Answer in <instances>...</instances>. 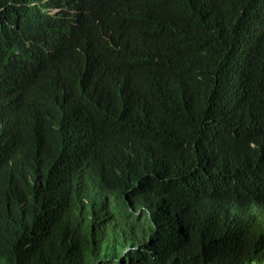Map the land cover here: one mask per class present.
<instances>
[{
	"label": "trees",
	"instance_id": "1",
	"mask_svg": "<svg viewBox=\"0 0 264 264\" xmlns=\"http://www.w3.org/2000/svg\"><path fill=\"white\" fill-rule=\"evenodd\" d=\"M39 151L9 264H264V0H0V170ZM93 190L121 215L56 256Z\"/></svg>",
	"mask_w": 264,
	"mask_h": 264
},
{
	"label": "clouds",
	"instance_id": "2",
	"mask_svg": "<svg viewBox=\"0 0 264 264\" xmlns=\"http://www.w3.org/2000/svg\"><path fill=\"white\" fill-rule=\"evenodd\" d=\"M59 147V150L55 152V158L64 154L63 163H66L70 148L66 145ZM40 153V151L30 152L29 156L26 153L11 155L0 170V264H9L5 260L9 259L8 254L18 259L24 257L25 252L41 236L37 217L27 210L26 202L21 201L20 197L16 198L15 192L16 186L30 183L31 187V182H37V179L41 177L40 167L45 162L54 159L48 157L49 153L40 157ZM27 169L32 170L29 176L23 173V170ZM4 174H9L8 176L11 177L2 178ZM29 192L30 188L28 192L24 190L23 194L29 196ZM112 200L105 192L99 193L96 190L86 193L78 192L72 205L57 218L56 228L59 240L45 238L42 243L60 250L54 252L56 256H63L65 252H73L74 249L82 246H93L101 240V235L105 232L109 233V229L106 230V222L112 217L121 215L112 211L110 207ZM139 214L137 212V216H134L130 212L128 228L137 229ZM22 229L30 234L29 241L9 240L12 233L20 235Z\"/></svg>",
	"mask_w": 264,
	"mask_h": 264
}]
</instances>
